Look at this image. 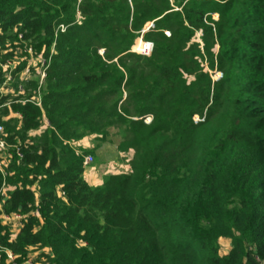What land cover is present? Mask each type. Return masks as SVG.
<instances>
[{"label":"trees","instance_id":"1","mask_svg":"<svg viewBox=\"0 0 264 264\" xmlns=\"http://www.w3.org/2000/svg\"><path fill=\"white\" fill-rule=\"evenodd\" d=\"M197 31L230 66L220 83L191 45ZM141 36L150 57L134 52ZM27 46L51 62L42 107L0 95V124L24 153L13 150L0 214H36L15 235L0 221V247L20 263L39 248L49 264H264V0H0L1 62ZM13 112L21 125L4 122ZM112 128L130 139L131 173L91 186L93 151L74 144Z\"/></svg>","mask_w":264,"mask_h":264},{"label":"rangeland","instance_id":"2","mask_svg":"<svg viewBox=\"0 0 264 264\" xmlns=\"http://www.w3.org/2000/svg\"><path fill=\"white\" fill-rule=\"evenodd\" d=\"M234 2L236 3V0H234ZM234 7H237V4H235ZM230 14H231V16H229L226 19V23L228 24L227 33L229 35L233 31V29L230 28V26L232 25L230 18L232 17V15L235 16L236 14H239V10H236ZM210 18H211V21H213L214 23H218V21H219V16L217 14L211 15ZM208 21H209V19H208ZM209 24H211V23H209ZM152 26H153V24L148 25V27H152ZM225 38L226 37H224L223 39L225 40ZM244 38L243 37L239 38L241 46L245 43ZM230 39L231 40L233 39V41L235 39L238 40L237 35H235L233 38H230ZM141 41L151 42V41L145 40L144 37L141 36L137 40L134 49L138 48ZM210 43H211V48H210V51L208 52L206 47H205L207 45V42L203 38L202 32L197 31V34L194 37L191 45L192 44L194 45V50H195L196 55H198V59H199V62L201 64V67L204 68L205 72L209 73V75L213 79V82L220 83L228 75H231L232 71H231L229 65H226L224 67V70H221V65L219 64V61H218V54H219V51L221 49V46L216 45V44L214 45L212 43V40ZM23 51H24V49L23 50H21V49L16 50L15 54L9 60L15 61L17 63H21L27 58L29 60L28 62L34 64L35 58H37L38 55L35 56V52H34L33 57L26 56V54H24ZM101 52H103V51H101ZM0 61H1V57H0ZM212 62L215 63V67H217V68L212 69L210 67V63H212ZM32 67H34V66H32ZM35 79H37V78H35ZM224 87L226 89V87H228V86H224ZM224 96H226L225 92L222 95V98H224ZM16 116H17V113H15V112H13L12 115L10 114L9 116H7V115L3 116L4 122H7L10 119V117L16 118ZM144 120H145V123L148 125L152 122L153 117H146ZM200 120L201 119L198 116H196L194 118L195 122H199ZM212 125L213 124L209 125L206 129H204V131L199 135V138L201 137V135L206 136L209 133ZM5 131H6V129H5ZM8 135L10 136V133H8ZM35 136H36L35 133L31 134V137H35ZM129 141H130V139L127 138V135L125 134L124 131H122L120 129L112 128V129H110L109 139L99 140L95 136L89 137L85 141L82 142L84 144L76 143V144H74V147L78 150L84 149V150L93 151V153H91L89 155H93L95 157V159H96L95 164H93L87 170L88 171L92 170V172L98 173V175H100V180L103 184V183H106L112 175L131 173L132 163L134 160L135 153H133L132 151L131 152H128V151L123 152L124 150L122 151L123 145H128ZM12 153H13L12 148H8L7 151L2 153L3 158H4L3 168L6 170L7 173H8L7 169L10 165V162H11ZM8 227H9L10 231H12L11 233H13V235L17 234V232L19 230L17 224H15V226L8 225ZM231 247H232V242L230 239H226V238L220 239V254H221V256H224L225 254L229 253V250ZM48 251H49L48 249L31 248L30 252H29V256L31 258L35 257L34 258L35 264H45V263L49 264L47 259L44 258V256H43L44 253L48 254Z\"/></svg>","mask_w":264,"mask_h":264},{"label":"built area","instance_id":"3","mask_svg":"<svg viewBox=\"0 0 264 264\" xmlns=\"http://www.w3.org/2000/svg\"><path fill=\"white\" fill-rule=\"evenodd\" d=\"M60 29L62 31H65L66 27L62 25ZM20 38H22V36H20ZM154 47L155 46L153 42L141 41L138 48L134 49V52L143 56L150 57L154 51ZM23 49V52L24 54H26V56L33 57L34 52L35 56L38 55L37 58H35V63L33 64L28 62L29 60L26 58L24 60L26 63L24 69L21 72H17V68L21 63L10 61L9 59L4 63L0 61V69H2L4 79L2 85L0 86V95L10 97L9 101L6 102L4 106L10 107L13 103H19L22 105L32 104L37 107H42L43 87L47 79L48 68L50 66L51 58L49 60L45 59L43 53L37 54V52L31 46L22 48V50ZM52 53H54V47L52 49ZM31 65L34 67H32ZM35 81L38 82L36 88L34 87ZM16 118L20 120L21 125L23 120L22 114L17 113ZM43 121L45 128L50 126L49 121L45 117H43ZM8 137L9 135L8 133H6L4 126L0 124V174L2 175V183L0 186V211L10 198L9 191L11 190L7 183L8 173L3 168L4 158L2 153L7 151L8 148H12V150L15 151V155L18 159L21 160L24 157L21 144H10L7 140ZM95 160L96 159L93 155L86 156L84 160L85 169L87 170L93 164H95ZM33 189H35V187ZM61 195H64V193H61ZM31 214L35 215L36 213L35 211H33L28 214H24L22 212V209H19L18 211L9 214H0V221L3 225L6 226H15V224H17L19 232L24 227L25 222ZM0 248L1 251L6 254V264H35V257L31 258L30 256H28L23 260V262L20 263L17 262V257L11 250L4 249L3 247Z\"/></svg>","mask_w":264,"mask_h":264},{"label":"crops","instance_id":"4","mask_svg":"<svg viewBox=\"0 0 264 264\" xmlns=\"http://www.w3.org/2000/svg\"><path fill=\"white\" fill-rule=\"evenodd\" d=\"M84 144V143H81ZM85 180L91 185V186H99L102 184L101 180H100V175H98V173H94L92 172V170H86L85 174H84ZM232 248V247H231ZM230 248V250H231ZM229 250V252H230ZM229 253L225 254L228 255ZM224 255V256H225Z\"/></svg>","mask_w":264,"mask_h":264}]
</instances>
